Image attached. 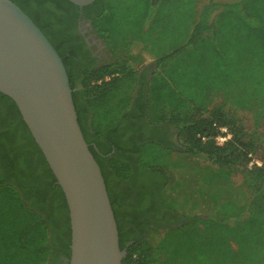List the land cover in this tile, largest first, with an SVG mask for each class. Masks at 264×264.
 Instances as JSON below:
<instances>
[{"label": "trees", "instance_id": "16d2710c", "mask_svg": "<svg viewBox=\"0 0 264 264\" xmlns=\"http://www.w3.org/2000/svg\"><path fill=\"white\" fill-rule=\"evenodd\" d=\"M11 1L64 62L78 121L102 170L120 248L126 252L122 264H264V150L246 138L234 115V107H250L252 101L264 116V0L202 7L197 0H125L124 6L122 0H96L82 10L114 62L104 70L84 66L79 76L55 39L62 23L80 8L68 0ZM168 5L175 8L162 16ZM174 15L181 23L172 20ZM169 38L174 46L164 49ZM143 55L155 58L160 71L149 87L142 83L140 89L139 71L129 65ZM218 89L224 102L210 111L211 95ZM140 121L175 127L185 153L216 165L241 151L248 162L263 154L260 166L247 172L253 193L249 221L228 225L204 217L171 228L175 217L161 196L167 180L163 159L170 153L165 146L171 145L155 138L134 140L133 129L125 136L128 142L121 141V124ZM220 128L231 135L223 146L216 141ZM133 175L159 181L130 206L113 181L123 185ZM162 229L168 234L156 242L151 233ZM70 245L63 191L16 104L0 94V264H69Z\"/></svg>", "mask_w": 264, "mask_h": 264}, {"label": "water", "instance_id": "95a60500", "mask_svg": "<svg viewBox=\"0 0 264 264\" xmlns=\"http://www.w3.org/2000/svg\"><path fill=\"white\" fill-rule=\"evenodd\" d=\"M80 9L96 0H68ZM0 94L17 106L66 199L69 264H122L118 225L102 170L78 121L64 62L40 28L0 0Z\"/></svg>", "mask_w": 264, "mask_h": 264}, {"label": "rangeland", "instance_id": "374dc122", "mask_svg": "<svg viewBox=\"0 0 264 264\" xmlns=\"http://www.w3.org/2000/svg\"><path fill=\"white\" fill-rule=\"evenodd\" d=\"M154 1L156 2L157 0ZM197 1L199 6L202 7L209 2L223 4L239 0ZM110 2H113V0H110ZM120 4L126 5L125 0H122ZM167 8L165 7L161 11L162 16L165 12L175 7L168 5ZM189 8L186 7V9ZM126 13L127 11L125 12V10L121 12L120 17L122 20H124ZM176 19L181 23V20L174 15L172 20ZM176 23L174 22L173 24ZM168 42L164 40V49L166 47L170 49L174 46L171 38L168 39ZM155 46L157 48L155 47L154 49L158 51L160 47L156 44ZM154 49H151L150 52H155ZM153 62V59L143 55L140 56L136 63L130 64L129 67L142 71L147 66H151ZM221 91L218 89L215 92L216 95H211L212 99L208 104L210 111L223 104L224 101L220 96ZM260 113H262V108L254 105L252 101L250 107H234V115L240 123L239 125L242 127L246 138L251 136L256 145L258 147L262 145L261 148L264 150V116H262L263 113ZM175 133L176 135L178 134L177 130H175ZM175 142H169L168 144L171 146H165L170 153L164 157L162 164L167 178L161 194L163 205L175 217V222H173L171 228L177 229L195 222L197 218L204 217L217 218L228 225L248 222L251 216L249 206L253 193L246 181L247 172L254 168L255 165L260 166V158L263 154L260 155L258 153L253 156L251 162H248L243 151H241L235 156L229 157L224 164L216 165L213 161L206 158H197L185 153V149L178 141L177 136ZM196 227L200 229L202 225L198 223ZM192 230L196 229L193 228ZM167 234L168 231L162 229L158 233H151V236L156 242H159ZM232 247L234 250H238L236 245H232Z\"/></svg>", "mask_w": 264, "mask_h": 264}, {"label": "flooded vegetation", "instance_id": "af4514ba", "mask_svg": "<svg viewBox=\"0 0 264 264\" xmlns=\"http://www.w3.org/2000/svg\"><path fill=\"white\" fill-rule=\"evenodd\" d=\"M55 42L60 45L66 57L71 60L75 75L79 76L83 71V67L96 65L99 70L108 69L114 62V57L106 46V43L99 38L96 31L93 29L91 18L86 16L82 9L78 11L77 16L68 18L62 23L61 31L55 39ZM140 83L138 88L141 89L142 83L150 77V72L145 75L142 71L139 72ZM142 80L144 82H142ZM129 129L134 134V140L155 138L170 143H176L175 128L167 125L152 126L147 121H140L137 125L134 123H122L121 133L124 135L121 138L123 143L128 142L125 138L128 135ZM175 129V130H174ZM133 142V140H131ZM130 144V143H128ZM157 181L153 177L144 175H133L123 185L113 181V189L120 196L126 198V203L130 206L139 204V193L145 192L154 188ZM155 185V186H154ZM138 198V202H137ZM143 201L140 202V204ZM139 208H137L138 210Z\"/></svg>", "mask_w": 264, "mask_h": 264}, {"label": "crops", "instance_id": "0c3cea01", "mask_svg": "<svg viewBox=\"0 0 264 264\" xmlns=\"http://www.w3.org/2000/svg\"><path fill=\"white\" fill-rule=\"evenodd\" d=\"M199 6V5H198ZM200 7V6H199ZM149 59H153V64L151 66H147L144 70H142V72L144 73V75L147 73V72H150V77L148 80L145 81V83L147 84L146 86L149 87L152 79L154 78V75L155 73L159 72L160 69H159V65L156 61L155 58H150ZM140 72V71H139Z\"/></svg>", "mask_w": 264, "mask_h": 264}, {"label": "built area", "instance_id": "2783aa9c", "mask_svg": "<svg viewBox=\"0 0 264 264\" xmlns=\"http://www.w3.org/2000/svg\"><path fill=\"white\" fill-rule=\"evenodd\" d=\"M219 131L220 135L217 137L216 141L219 146H223L231 138V135L226 128H220Z\"/></svg>", "mask_w": 264, "mask_h": 264}]
</instances>
